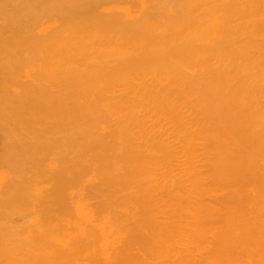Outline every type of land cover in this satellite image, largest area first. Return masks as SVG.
Masks as SVG:
<instances>
[{
    "label": "bare ground",
    "instance_id": "bare-ground-1",
    "mask_svg": "<svg viewBox=\"0 0 264 264\" xmlns=\"http://www.w3.org/2000/svg\"><path fill=\"white\" fill-rule=\"evenodd\" d=\"M0 172V264H264V0H0Z\"/></svg>",
    "mask_w": 264,
    "mask_h": 264
},
{
    "label": "rangeland",
    "instance_id": "rangeland-1",
    "mask_svg": "<svg viewBox=\"0 0 264 264\" xmlns=\"http://www.w3.org/2000/svg\"><path fill=\"white\" fill-rule=\"evenodd\" d=\"M2 177L4 178V175H2V172H0V181L1 182H2V180H4V179H2ZM43 182H46L49 185H51L53 183V181H51L49 178L47 180H43ZM46 187H48V186L46 185Z\"/></svg>",
    "mask_w": 264,
    "mask_h": 264
}]
</instances>
